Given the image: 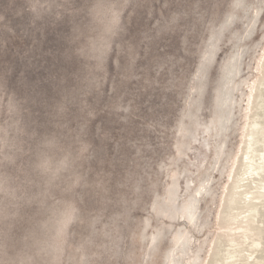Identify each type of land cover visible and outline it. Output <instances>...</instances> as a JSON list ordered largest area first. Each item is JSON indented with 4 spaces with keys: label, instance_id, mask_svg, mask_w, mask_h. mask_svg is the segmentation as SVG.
<instances>
[{
    "label": "rangeland",
    "instance_id": "obj_1",
    "mask_svg": "<svg viewBox=\"0 0 264 264\" xmlns=\"http://www.w3.org/2000/svg\"><path fill=\"white\" fill-rule=\"evenodd\" d=\"M263 47L264 0H0V264H203Z\"/></svg>",
    "mask_w": 264,
    "mask_h": 264
},
{
    "label": "bare ground",
    "instance_id": "obj_2",
    "mask_svg": "<svg viewBox=\"0 0 264 264\" xmlns=\"http://www.w3.org/2000/svg\"><path fill=\"white\" fill-rule=\"evenodd\" d=\"M255 72L203 264H264V47Z\"/></svg>",
    "mask_w": 264,
    "mask_h": 264
}]
</instances>
